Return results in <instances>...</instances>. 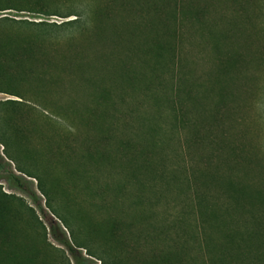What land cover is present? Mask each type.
<instances>
[{
  "label": "rangeland",
  "instance_id": "374dc122",
  "mask_svg": "<svg viewBox=\"0 0 264 264\" xmlns=\"http://www.w3.org/2000/svg\"><path fill=\"white\" fill-rule=\"evenodd\" d=\"M61 237L262 264L264 0H0V264H78Z\"/></svg>",
  "mask_w": 264,
  "mask_h": 264
},
{
  "label": "trees",
  "instance_id": "16d2710c",
  "mask_svg": "<svg viewBox=\"0 0 264 264\" xmlns=\"http://www.w3.org/2000/svg\"><path fill=\"white\" fill-rule=\"evenodd\" d=\"M11 175V177H12V179H13V181L17 184V188H19V189H21V190H25L24 189V187L22 186V184H21V182L19 181V179H17L16 177H15V174L14 173H11V172H9ZM58 240H59V242L62 244V246H64L66 249H67V251L70 253V254H72L74 257H76V259H77V262H78V264H80L81 263V258L82 257H80L79 255H78V253L76 252V250L72 247V245L67 241V239L65 238V237H61V238H58ZM235 259V260H234ZM262 264H264V259L262 258ZM229 264H250V259H246V257L244 256V258H243V261L242 262H239L236 258H233V257H229V262H228ZM252 264H254L253 262H252Z\"/></svg>",
  "mask_w": 264,
  "mask_h": 264
}]
</instances>
